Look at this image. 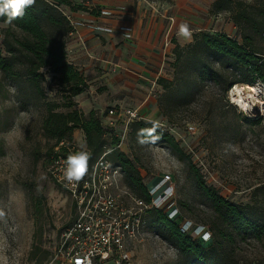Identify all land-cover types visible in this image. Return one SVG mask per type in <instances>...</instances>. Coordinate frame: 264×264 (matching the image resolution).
<instances>
[{"label": "rangeland", "instance_id": "1", "mask_svg": "<svg viewBox=\"0 0 264 264\" xmlns=\"http://www.w3.org/2000/svg\"><path fill=\"white\" fill-rule=\"evenodd\" d=\"M199 1L205 5L206 17L197 16L192 21L201 23L200 32L225 33L242 42L230 12L213 14L218 0ZM232 1L264 8V0ZM7 28L0 23L2 36ZM2 40L3 37L0 50ZM174 63L173 54L151 83L149 93L138 88L136 92L123 89L109 76L98 82L96 98L94 88V93L83 101L85 110L80 109L89 116L88 106L96 101L103 107L92 112L101 118L114 107L122 113L153 103L159 110L157 116L143 121L157 124L175 138L179 150L163 142L142 141L133 126L127 130L124 117L118 120L115 135L109 141L116 140L117 148L134 162L144 184L162 175L174 178L175 199L183 218L207 226L212 234L207 264H264V231L239 230L226 220V212L215 211L199 186L204 182L231 204L240 206L249 219L264 224V83L258 80L253 85L239 84L247 93L253 86L261 92L259 104L249 113L235 108L229 92L225 94L209 80L200 83L190 96L178 100L176 86L181 81L192 82L194 72L176 68ZM160 79L175 84L163 89L158 84ZM43 87L48 101L62 102L51 75ZM46 114L44 101L36 100L29 88L18 94L16 85L0 72V264L48 263L62 232L76 216L70 196L48 171L49 152L55 141L45 135ZM73 142L79 147L86 145L82 130L74 132ZM108 145L112 148L111 143ZM190 163L202 181L191 171ZM147 222L146 238L129 247L132 258L128 264H200L181 253L156 214L149 213Z\"/></svg>", "mask_w": 264, "mask_h": 264}, {"label": "trees", "instance_id": "2", "mask_svg": "<svg viewBox=\"0 0 264 264\" xmlns=\"http://www.w3.org/2000/svg\"><path fill=\"white\" fill-rule=\"evenodd\" d=\"M74 2L75 0H34L31 6L25 8L22 16L11 22L6 15L0 16V23L8 26L3 30V36L0 34V38L3 37L0 72L4 78L16 85L18 94L29 88L36 100L45 102L47 114L43 129L46 137L55 141L49 158L62 142L73 141L76 130H82L86 145L91 151V164L104 153L105 147L109 148L108 144L111 143L112 148L109 149L113 151L109 159L123 168L125 184L138 197L150 201L148 186L144 184L134 162L117 148L116 140L109 141L104 137L103 118L107 113L101 118L96 112H91L87 116L75 100L86 93L90 85L78 68L68 60V40L74 28L64 9L72 8L85 12L90 10L74 6ZM213 9V14L223 11L231 13V20L237 27L242 42L225 33L213 35L200 32L194 34L190 45L186 47L177 45L173 51L174 67H185L194 72L192 82L181 81L176 86L178 100L190 96L200 83L207 80L214 82L225 94L239 84L253 85L258 80L264 83V8L244 1L218 0L214 3ZM49 75L58 85L61 103L48 101L43 85L47 83ZM158 84L163 89H169L175 83L160 79ZM130 125L142 141L163 142L179 150L176 139L166 134L157 124L141 120ZM190 166L198 181H202L195 166L191 163ZM199 186L215 211L223 214L226 212V220L229 219L239 230L253 233L264 231V224L249 219L240 206L231 204L214 189L205 186L204 182ZM149 213L156 214L157 221L183 255L194 258L200 264L208 263V246L211 243H202L182 233L181 223L185 219L182 215L176 220H170L162 210L154 209Z\"/></svg>", "mask_w": 264, "mask_h": 264}, {"label": "built area", "instance_id": "3", "mask_svg": "<svg viewBox=\"0 0 264 264\" xmlns=\"http://www.w3.org/2000/svg\"><path fill=\"white\" fill-rule=\"evenodd\" d=\"M110 16V12H102ZM173 22V19H171ZM74 35L78 28H87L99 34L113 35L116 29L105 24L73 21ZM119 32L125 40H132L134 29L122 26ZM172 32L167 34L165 48L172 45ZM125 118L128 130L134 121L144 120L138 110L128 109L119 115L110 109L103 118L105 138L115 135L120 118ZM164 126L163 123H159ZM193 130V128H190ZM64 150H61V149ZM86 152L89 156L88 171L84 177L69 183L64 171L70 155ZM113 150L105 147L104 153L91 164V151L87 145L79 147L75 142H62L49 158V174L52 180L70 196L75 208L74 221L62 232L54 257L46 264H128L131 262L129 247L147 236V215L151 210H162L170 220L182 214L175 199L176 185L171 175H162L147 184L150 201L138 197L124 182L121 165L109 159ZM181 231L190 237L209 243L212 234L206 226L184 219Z\"/></svg>", "mask_w": 264, "mask_h": 264}, {"label": "crops", "instance_id": "4", "mask_svg": "<svg viewBox=\"0 0 264 264\" xmlns=\"http://www.w3.org/2000/svg\"><path fill=\"white\" fill-rule=\"evenodd\" d=\"M74 4L90 11L66 8L65 14L71 20L105 24L116 29L113 35H106L78 28L68 40V60L86 78L91 89L76 99L79 108L84 110L85 98L94 93V88L96 98L98 82L109 76L123 89L136 92L138 88L149 93L151 83L168 65L176 46L190 45L194 34L203 30L201 23L193 22L192 18L206 17L205 5L199 0H75ZM103 11L112 15H102ZM182 23L189 26L187 37L178 35ZM122 26L134 29L132 40L124 39L118 30ZM170 31L173 43L166 49ZM94 105L88 106L90 112L103 107L96 101ZM129 109L138 110L143 119L156 117L159 111L153 103ZM126 110L119 115H125Z\"/></svg>", "mask_w": 264, "mask_h": 264}, {"label": "clouds", "instance_id": "5", "mask_svg": "<svg viewBox=\"0 0 264 264\" xmlns=\"http://www.w3.org/2000/svg\"><path fill=\"white\" fill-rule=\"evenodd\" d=\"M34 0H0V16L6 15L8 21L24 14L26 7L31 6ZM178 35L189 36V26L182 23ZM89 156L86 152H78L70 155L66 161L64 176L69 183L81 180L88 171Z\"/></svg>", "mask_w": 264, "mask_h": 264}, {"label": "bare ground", "instance_id": "6", "mask_svg": "<svg viewBox=\"0 0 264 264\" xmlns=\"http://www.w3.org/2000/svg\"><path fill=\"white\" fill-rule=\"evenodd\" d=\"M244 88L239 85H236L234 89H232V91H230L228 94L231 103L234 104L236 108H238L241 112L244 111L249 113L254 111L256 105L259 104L258 96L261 92L256 86L252 87L250 93L245 92Z\"/></svg>", "mask_w": 264, "mask_h": 264}]
</instances>
